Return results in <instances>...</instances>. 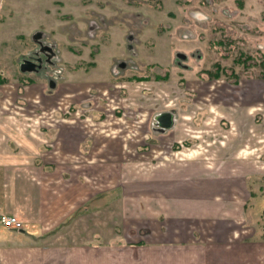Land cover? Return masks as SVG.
I'll return each mask as SVG.
<instances>
[{
    "label": "rangeland",
    "instance_id": "rangeland-1",
    "mask_svg": "<svg viewBox=\"0 0 264 264\" xmlns=\"http://www.w3.org/2000/svg\"><path fill=\"white\" fill-rule=\"evenodd\" d=\"M36 55L38 69L22 71ZM26 108L40 111L37 140L60 145L64 126L99 140L82 162L52 148L45 184L62 191L76 172L83 194L107 189L93 200L105 203L98 217L84 201L85 242L122 235L106 204L118 218L123 195L155 214L165 198L194 201L195 227L208 234L241 239L264 227V0H0V109ZM86 108L104 113L94 120ZM170 109L176 127L161 134L155 115ZM180 213L168 221L190 228Z\"/></svg>",
    "mask_w": 264,
    "mask_h": 264
},
{
    "label": "crops",
    "instance_id": "crops-1",
    "mask_svg": "<svg viewBox=\"0 0 264 264\" xmlns=\"http://www.w3.org/2000/svg\"><path fill=\"white\" fill-rule=\"evenodd\" d=\"M50 86L54 88L52 82ZM85 111L94 120L102 115L98 109ZM3 112L0 109V214L16 215L24 222L25 228L9 229L0 222V264H264V227L253 229L251 235L241 239L208 234L203 226L195 227L194 216L200 211L199 204L191 201L192 204L186 203L185 206L175 197L171 202L165 198L160 207L164 206L166 210L160 209L155 214L157 209L152 205L144 208L134 205L139 208L132 209L131 202L122 199L123 195L118 218L110 210L111 203L108 202L106 216L113 221H122V235L116 236L112 230L108 231L106 240H101L99 233L95 232L91 235L94 239L85 242L87 238L76 235L84 201L93 203L86 208L87 217H98L103 203L93 200L107 189L100 191L90 187L89 196L83 194L82 183L76 182V172L73 178L71 171L64 173L66 178L73 179L63 181L62 191L58 192V187L48 191L45 184L49 173H53L52 166L48 164L54 163L51 160L52 148L68 147L71 150L62 152L61 157H69L70 160L75 157V162H82L99 140L91 135L87 137L77 127L72 134L65 126L66 140L63 143L59 141L60 145L47 138L45 140V135L42 140H37L32 120L39 110L26 108L21 113L18 110L15 113ZM64 114H67L66 110L58 115L63 116L62 121L65 122ZM175 123V109L162 110L155 115L154 127L161 134L174 129ZM77 178L81 181L80 174ZM249 183L247 187L251 189ZM178 192L176 189L170 196H176ZM103 195L106 201L114 196L113 193ZM247 203L248 199L245 209ZM185 208L187 214L182 218L192 219L190 228H180L182 220L168 221L184 216L180 212ZM163 228L169 237L159 236L163 234ZM163 239L167 242L163 243Z\"/></svg>",
    "mask_w": 264,
    "mask_h": 264
},
{
    "label": "built area",
    "instance_id": "built-area-1",
    "mask_svg": "<svg viewBox=\"0 0 264 264\" xmlns=\"http://www.w3.org/2000/svg\"><path fill=\"white\" fill-rule=\"evenodd\" d=\"M0 222L4 227L14 230H23L25 228L24 222L14 214H0Z\"/></svg>",
    "mask_w": 264,
    "mask_h": 264
},
{
    "label": "water",
    "instance_id": "water-1",
    "mask_svg": "<svg viewBox=\"0 0 264 264\" xmlns=\"http://www.w3.org/2000/svg\"><path fill=\"white\" fill-rule=\"evenodd\" d=\"M40 36H41V33H39V32L34 35L35 38H38ZM44 49H47V50L52 51L51 47H49V46H44ZM180 55L183 56V57H186L183 54H180ZM37 66L38 65L35 62H32L30 60H27L26 62H23L21 64V67L20 68H21L22 71H34V70L38 69ZM52 86H53V83H52Z\"/></svg>",
    "mask_w": 264,
    "mask_h": 264
},
{
    "label": "flooded vegetation",
    "instance_id": "flooded-vegetation-1",
    "mask_svg": "<svg viewBox=\"0 0 264 264\" xmlns=\"http://www.w3.org/2000/svg\"><path fill=\"white\" fill-rule=\"evenodd\" d=\"M44 51V50H43ZM43 59H45L44 57H42L41 55H36V57H35V59L33 60L37 65L38 64H42V61H43ZM70 109L71 110H67L66 112H68V113H71V111L72 110H75L74 108H71L70 107ZM86 110H89V109H87L86 108ZM93 110V109H92ZM85 111V110H84ZM85 112H87V111H85ZM77 113V112H76ZM84 115H85V113L84 112H82ZM104 112H102V114H103ZM87 117H89V118H91L92 119V117L91 116H89V115H87ZM83 119V118H82ZM154 128H156V127H154ZM158 128V127H157ZM159 130V129H158ZM157 130V131H158Z\"/></svg>",
    "mask_w": 264,
    "mask_h": 264
},
{
    "label": "trees",
    "instance_id": "trees-1",
    "mask_svg": "<svg viewBox=\"0 0 264 264\" xmlns=\"http://www.w3.org/2000/svg\"><path fill=\"white\" fill-rule=\"evenodd\" d=\"M250 178H251V180H253V177H250ZM262 216L264 218V209L262 210Z\"/></svg>",
    "mask_w": 264,
    "mask_h": 264
}]
</instances>
